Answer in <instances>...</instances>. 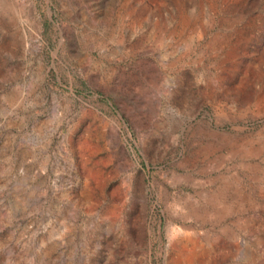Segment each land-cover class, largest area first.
<instances>
[{"label": "rangeland", "instance_id": "374dc122", "mask_svg": "<svg viewBox=\"0 0 264 264\" xmlns=\"http://www.w3.org/2000/svg\"><path fill=\"white\" fill-rule=\"evenodd\" d=\"M0 264H264V0H0Z\"/></svg>", "mask_w": 264, "mask_h": 264}]
</instances>
